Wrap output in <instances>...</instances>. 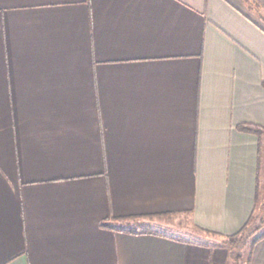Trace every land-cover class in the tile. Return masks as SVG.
Segmentation results:
<instances>
[{"label": "crops", "instance_id": "crops-1", "mask_svg": "<svg viewBox=\"0 0 264 264\" xmlns=\"http://www.w3.org/2000/svg\"><path fill=\"white\" fill-rule=\"evenodd\" d=\"M242 123L264 0H0V264H227L264 166ZM182 213L225 239L132 226Z\"/></svg>", "mask_w": 264, "mask_h": 264}, {"label": "rangeland", "instance_id": "rangeland-1", "mask_svg": "<svg viewBox=\"0 0 264 264\" xmlns=\"http://www.w3.org/2000/svg\"><path fill=\"white\" fill-rule=\"evenodd\" d=\"M258 185L260 191L259 203L256 204V211H254V213H256V215L258 216L257 221L253 220L252 214L235 233V236H233L234 234L230 236H222L226 238L228 244L230 245L228 246L230 255L228 257L227 264H246V259L250 251V245L253 238H255V236H257L259 233L264 232V221L262 223L260 222V215L264 210V166L261 170L260 178L258 177ZM141 219H144V217ZM149 219L150 220L145 224L132 226L134 228L141 226L159 228L169 232L177 233L182 237H186L189 239L194 238L205 243L213 241V243L218 244L219 240L225 239H222L219 235H217V233H208L205 230L196 227V225L192 221L190 214L182 213L177 215H169L162 218L153 217ZM255 225H259V230L253 231ZM237 238L239 239L237 243L231 244L230 239L234 240Z\"/></svg>", "mask_w": 264, "mask_h": 264}, {"label": "trees", "instance_id": "trees-1", "mask_svg": "<svg viewBox=\"0 0 264 264\" xmlns=\"http://www.w3.org/2000/svg\"><path fill=\"white\" fill-rule=\"evenodd\" d=\"M238 128L241 129V130H243V131H246V132H252V133H254V134L258 135V136H261V134L264 132V126L257 125V124H251V123H242V124H239L238 125ZM259 194H260V191H259V185H258L257 193H256V201H257V203H259ZM168 214L167 213L166 214H161L160 213L159 215H168ZM152 215H153V213L150 214V216H152ZM252 216H253V220L254 221H257L258 216L256 215V213H253ZM260 218H261L260 219V222L262 223L264 221V210L261 212ZM261 223H260V225H261ZM259 228H260L259 225H255L253 231L259 230ZM205 231L208 232V233H210V231H207L206 229H205ZM233 236H235V235H233ZM263 237H264V232H261L257 236H255V238H253V240L251 242V245H250V251H249L248 256H247V259H246V264H249L250 263V260H251V251H252L255 243L259 239H261ZM233 238H235V237H233ZM238 240H239L238 238L237 239H234V240L230 239V242H231V244H236ZM237 257H238V255H237ZM238 260H239V258H238Z\"/></svg>", "mask_w": 264, "mask_h": 264}]
</instances>
